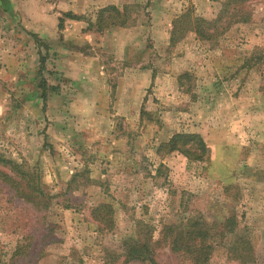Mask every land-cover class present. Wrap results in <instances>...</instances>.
I'll return each instance as SVG.
<instances>
[{
  "label": "rangeland",
  "instance_id": "obj_1",
  "mask_svg": "<svg viewBox=\"0 0 264 264\" xmlns=\"http://www.w3.org/2000/svg\"><path fill=\"white\" fill-rule=\"evenodd\" d=\"M30 1L33 15L44 0ZM127 1L117 6L130 7L128 24L111 27L130 31L125 50L101 55L102 71L96 61L64 63L56 55L72 52L68 43L6 22L13 11L0 0V154L51 196L37 208L0 181V251L21 246L14 264H137L124 261V242L158 241L164 226L190 218L222 229L233 217L252 264H264V0H247L246 24L209 40L184 30L173 44L174 20H215L226 0ZM176 133L198 134L207 158L158 153ZM99 204L112 207V228L91 217ZM154 258L188 264L163 244ZM209 264L239 263L219 246Z\"/></svg>",
  "mask_w": 264,
  "mask_h": 264
},
{
  "label": "trees",
  "instance_id": "obj_2",
  "mask_svg": "<svg viewBox=\"0 0 264 264\" xmlns=\"http://www.w3.org/2000/svg\"><path fill=\"white\" fill-rule=\"evenodd\" d=\"M246 2L247 0L224 1L218 18L210 21L198 17L191 18L188 13H184L172 23L170 42L173 44L184 30L194 31L200 39L209 40L215 35L222 34L233 24L248 23L250 13L244 11ZM231 7H233L232 12L229 13L228 9ZM129 9L130 7L126 5L121 8L114 5L100 8L95 13L94 21H87L86 31L95 29L98 33H103L111 27L126 26L129 21ZM65 18L77 21L83 19L82 16L71 13L62 14L58 19L59 30L63 29ZM223 18L226 19L222 21ZM43 62L42 60V64ZM42 99L46 100L44 92ZM163 149L166 153L176 151L191 160L203 161L208 154L205 142L196 133H176L166 143L161 144L157 152L161 153ZM0 181L23 201L37 208L46 210L49 208L51 196L44 191L39 176L3 154H0ZM112 214V207L108 204H99L91 211V217L95 221L104 223L109 228H112L113 224ZM243 234L244 228L238 227L233 217L225 219L222 229L210 228L202 220L190 218L184 224L164 226L161 239L158 241H153L151 236L148 239L146 236L145 240L131 239L124 242L123 257L126 262L158 264L154 258V247L163 244L170 252L183 255L188 260V264H209L214 249L221 246L230 259L238 261L239 264H252L255 261L252 246L245 240L246 235ZM227 237L229 243L224 245ZM23 254L21 246H17L9 257L7 253L0 251V264H14L13 261Z\"/></svg>",
  "mask_w": 264,
  "mask_h": 264
},
{
  "label": "crops",
  "instance_id": "obj_3",
  "mask_svg": "<svg viewBox=\"0 0 264 264\" xmlns=\"http://www.w3.org/2000/svg\"><path fill=\"white\" fill-rule=\"evenodd\" d=\"M43 2V1H42ZM22 3V5H21ZM128 4L130 1L125 0H55L48 1L44 0L43 6L41 2L37 1V10L36 13L32 15V13L25 9L24 5H32L30 0H10V8L13 11V14L9 16L7 21H15L20 27L22 26L28 33L33 34L37 38H42L45 40H56L61 37L66 43L70 45L72 48V52H68V49L64 47V53L61 55H56L61 60H64V63L68 65H74L78 59H81L84 64L89 61H96L100 64L101 69L103 71L104 64L99 60L101 55H106L113 57L112 55L123 54L125 41L122 42V36L125 33H129L130 31H121L122 29H117L121 32H117L116 30L110 28L107 31H103V33H98L95 29L90 31H86L87 21H94L95 16L89 17L88 15H84L86 11H89L92 7L94 10L99 8L108 6V5H119V4ZM14 11H17L14 12ZM71 13L76 16H82L83 19L80 21L64 19L63 21V29L59 30L58 28V19L62 17V14ZM73 23V24H70ZM16 24V25H17ZM80 28V34H74L73 36L70 34V31L67 28L73 27ZM85 28V29H84ZM83 41L82 44H77V39ZM68 37V38H67ZM59 40V39H58ZM78 40V42H81ZM86 46L87 49L93 50L94 53L90 55V57L83 56L80 52L76 53L75 50L84 48ZM77 48V49H75ZM70 50V49H69ZM100 61V62H99ZM52 62H58V60H52ZM95 62V63H96ZM95 71V70H94ZM120 84H118L119 86ZM117 88V87H116ZM119 89V87H118Z\"/></svg>",
  "mask_w": 264,
  "mask_h": 264
}]
</instances>
